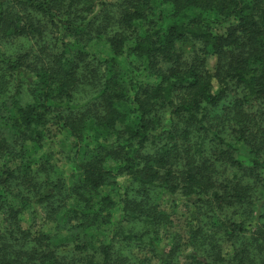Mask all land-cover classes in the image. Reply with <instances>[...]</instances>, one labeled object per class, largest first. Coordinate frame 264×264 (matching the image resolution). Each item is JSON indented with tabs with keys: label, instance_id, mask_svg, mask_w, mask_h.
Segmentation results:
<instances>
[{
	"label": "trees",
	"instance_id": "obj_1",
	"mask_svg": "<svg viewBox=\"0 0 264 264\" xmlns=\"http://www.w3.org/2000/svg\"><path fill=\"white\" fill-rule=\"evenodd\" d=\"M102 38L109 53H85ZM17 39L33 45L10 53ZM63 134L79 158L70 191L46 163L14 166L15 148L48 155ZM106 186L117 200L95 201ZM155 195L187 209L191 264H264V0H0V264L154 248L169 219ZM27 207L113 238L57 260L50 235L23 230Z\"/></svg>",
	"mask_w": 264,
	"mask_h": 264
},
{
	"label": "rangeland",
	"instance_id": "obj_2",
	"mask_svg": "<svg viewBox=\"0 0 264 264\" xmlns=\"http://www.w3.org/2000/svg\"><path fill=\"white\" fill-rule=\"evenodd\" d=\"M107 1V0H106ZM85 48V53L89 56L95 53L107 54L110 52L108 43L104 38L94 40ZM33 45L31 40L17 39L12 41L6 46L10 53H16L21 49V46ZM221 127H224L218 123ZM10 141L11 138L7 137ZM58 143V149L51 153L45 154L36 146L30 143H26L23 148L22 154H20L19 148L13 150V163L15 167L24 166L28 162L46 163L51 166L55 171V177L62 178L65 182V190L70 191L75 183H79L80 176L75 172L74 167L76 166L77 158L74 154L75 148L70 146L71 139L63 134L61 137L55 139ZM117 184L121 182L120 177L116 179ZM96 194V196H95ZM94 194V200L97 201L99 198L109 196L114 201L117 200L119 194H116L113 186H106L100 189ZM156 202L159 204V210H162L167 215V221L162 231L157 232V239L154 248L148 246L140 248L141 246L135 243H124L117 240L114 243L113 253L114 258L122 257L124 259L116 261L117 264L121 262L123 264H159V262L166 258L173 264H191L189 259L186 257L187 245L189 244V231H188V211L182 206L177 208H170L168 204H164L161 196L155 195ZM161 199V201H160ZM22 212V228L25 232L38 238L40 235H50L49 243L56 248V255L59 258L72 259L77 258V252L75 249L76 245H82L88 240L92 242L94 247L100 248L101 245H105L113 238V232L110 227L102 226L98 229L94 227L88 229L77 228L75 223L67 224L65 221H61L58 224L57 221L50 219L42 213L43 218L34 219L30 210L23 209ZM230 214H233V210ZM61 212V211H60ZM57 213L56 218L61 217L63 214ZM264 214V210L261 211ZM60 214V215H59ZM111 215L114 218L118 217L117 209L111 210ZM55 218V219H56ZM60 222V221H59ZM258 224L264 225V219H260ZM126 231L133 230L141 232L143 228L139 224H122ZM128 244L129 246H126ZM62 253V254H61ZM89 254L91 252L89 251ZM67 264V263H64Z\"/></svg>",
	"mask_w": 264,
	"mask_h": 264
}]
</instances>
